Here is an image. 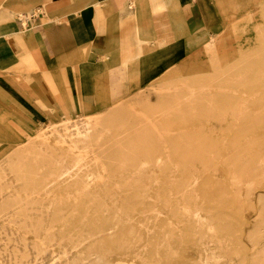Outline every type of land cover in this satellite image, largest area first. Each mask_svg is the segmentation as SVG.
Here are the masks:
<instances>
[{
  "label": "rangeland",
  "instance_id": "1",
  "mask_svg": "<svg viewBox=\"0 0 264 264\" xmlns=\"http://www.w3.org/2000/svg\"><path fill=\"white\" fill-rule=\"evenodd\" d=\"M193 4L112 107L0 113V264H264V0Z\"/></svg>",
  "mask_w": 264,
  "mask_h": 264
},
{
  "label": "crops",
  "instance_id": "2",
  "mask_svg": "<svg viewBox=\"0 0 264 264\" xmlns=\"http://www.w3.org/2000/svg\"><path fill=\"white\" fill-rule=\"evenodd\" d=\"M3 1L0 113L14 122L21 118L35 123L29 108L48 118L44 110L68 109L74 115L81 111L80 102L88 104L87 110L98 109L97 91L112 107L111 99H119L118 94L138 92L140 85L130 78L138 76L140 84L154 76V62L163 53L156 42L174 35L176 52L183 57L188 28L203 18L195 14L199 9L194 0H169L161 12L157 0H149L142 11L131 5L133 0H52L47 10L39 4L42 0ZM30 6L33 14L24 10V18L15 19L17 11ZM4 130L0 140H12L2 137ZM16 139L21 141L11 151L29 138Z\"/></svg>",
  "mask_w": 264,
  "mask_h": 264
},
{
  "label": "bare ground",
  "instance_id": "3",
  "mask_svg": "<svg viewBox=\"0 0 264 264\" xmlns=\"http://www.w3.org/2000/svg\"><path fill=\"white\" fill-rule=\"evenodd\" d=\"M51 2H52V0H50ZM18 117V116H17ZM98 122V121H97ZM96 123V122H95ZM84 125V124H83ZM96 126V125H95ZM95 126H94V128H95ZM91 122H87V124L85 125V127H83L86 131H89L90 129H91ZM97 128V127H96ZM87 135H88V132H86V134H84V138H86L87 137ZM61 179V178H60ZM50 206V205H49ZM118 236V235H117ZM117 238V237H116ZM186 251V250H185ZM189 252V251H188ZM193 252H195V251H193ZM199 252V251H198ZM199 255V254H198ZM193 256V255H192ZM195 257V256H194ZM200 257V256H199ZM201 259V258H200ZM197 262V261H196ZM198 263V262H197Z\"/></svg>",
  "mask_w": 264,
  "mask_h": 264
}]
</instances>
